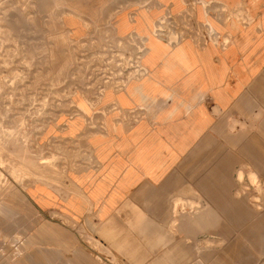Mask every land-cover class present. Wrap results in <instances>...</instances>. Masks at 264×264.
Returning a JSON list of instances; mask_svg holds the SVG:
<instances>
[{"label": "crops", "instance_id": "0c3cea01", "mask_svg": "<svg viewBox=\"0 0 264 264\" xmlns=\"http://www.w3.org/2000/svg\"><path fill=\"white\" fill-rule=\"evenodd\" d=\"M30 2L87 38L69 67L126 56L55 114L57 171L0 196V264H264V203L234 186L264 183V0Z\"/></svg>", "mask_w": 264, "mask_h": 264}, {"label": "rangeland", "instance_id": "374dc122", "mask_svg": "<svg viewBox=\"0 0 264 264\" xmlns=\"http://www.w3.org/2000/svg\"><path fill=\"white\" fill-rule=\"evenodd\" d=\"M30 1L0 0V196L24 188L29 181L48 179L57 171L58 156L51 149L56 137L45 132L55 114L68 106L72 93L85 91L80 84L83 76L89 80L106 73L120 86L114 69L123 61L122 55L126 56L112 46L106 68L69 67L75 56L86 51L87 38L69 34L61 20L60 4ZM175 21L162 30L176 27ZM154 27L157 33L159 27ZM127 56L130 67L125 75L130 76L136 74L138 62L130 51ZM219 170L224 171L225 165L220 164ZM234 186L249 194L251 202L264 203L263 181L235 179Z\"/></svg>", "mask_w": 264, "mask_h": 264}, {"label": "bare ground", "instance_id": "6f19581e", "mask_svg": "<svg viewBox=\"0 0 264 264\" xmlns=\"http://www.w3.org/2000/svg\"><path fill=\"white\" fill-rule=\"evenodd\" d=\"M217 9H219V8H217ZM205 11V10H204ZM216 11V10H215ZM208 12V11H207ZM213 12V11H212ZM222 13V12H221ZM166 15V14H165ZM221 15V14H220ZM228 20V19H227ZM170 22H171V18H166V19H164V20H161V18L159 19V20H157L156 21V23H155V26L157 25V27H159L156 31H157V33L158 34H162V33H165L163 30H162V28L161 27H167L168 29H169V27H168V25L170 24ZM155 28V27H154ZM166 28V29H167ZM169 31L167 30V32L166 33H168ZM134 33V32H133ZM135 34V33H134ZM163 35V34H162ZM125 36V35H124ZM160 37V36H159ZM163 38V37H162ZM167 38V37H166ZM165 37H164V39H166ZM143 39H144V37H143ZM115 40H116V38H115ZM117 41V40H116ZM125 42V41H124ZM132 44V43H131ZM137 46H135V45H133L132 46V49L130 50V53H133L134 54V56L135 57H133V58H135V60H138V58H139V53H140V51H137ZM143 48H145V47H143ZM122 54V53H121ZM113 55L114 54H112V57H113ZM141 55V54H140ZM137 64V63H136ZM130 70H132V68H130ZM143 69H141L140 67H138L137 68V70H136V74H139L141 71H142ZM145 72V71H144ZM128 73V72H127ZM149 123V122H148ZM251 180L253 179L252 177L250 178Z\"/></svg>", "mask_w": 264, "mask_h": 264}]
</instances>
